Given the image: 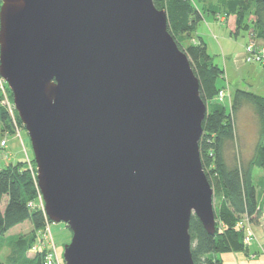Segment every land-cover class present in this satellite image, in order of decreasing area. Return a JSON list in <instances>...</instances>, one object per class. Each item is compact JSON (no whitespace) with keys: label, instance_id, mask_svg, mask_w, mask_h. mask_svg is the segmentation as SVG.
<instances>
[{"label":"water","instance_id":"1","mask_svg":"<svg viewBox=\"0 0 264 264\" xmlns=\"http://www.w3.org/2000/svg\"><path fill=\"white\" fill-rule=\"evenodd\" d=\"M0 74L31 141L66 264H195L215 235L208 108L153 0H1Z\"/></svg>","mask_w":264,"mask_h":264},{"label":"trees","instance_id":"2","mask_svg":"<svg viewBox=\"0 0 264 264\" xmlns=\"http://www.w3.org/2000/svg\"><path fill=\"white\" fill-rule=\"evenodd\" d=\"M153 2L157 9L166 11L169 33L188 56L200 81L201 98L209 106L203 121L200 154L203 169L215 190L214 199L219 201L217 210L215 208L217 231L211 235L197 216L192 217V257L195 264H223L219 254H249L250 247L245 244V230L240 227V223L248 221L253 228L260 225L264 214V204L261 206L258 202L259 189L264 195V176L257 184L253 176L255 167L264 171V145H258L257 153L250 160H245L236 147L234 155L231 151L238 138L236 117L244 105L253 108L259 120L260 138H264V96L238 90L229 110L225 103H219L217 96L224 88L221 82L225 72L214 63L206 43L201 38L196 42L195 32L203 20L201 13L191 0ZM223 2L226 11L221 15L226 18L234 16L236 19L233 36L252 31L254 37L264 41V0ZM0 3L2 5V1ZM9 91L13 99V93ZM17 120L20 129L26 131L18 113ZM14 128L9 114L0 109V142L6 134L14 137ZM28 165L27 161L9 163L0 169V236L30 221L34 235L27 241L29 245L37 241V236L45 228L46 215L39 207L28 206L36 202L38 197L37 185ZM37 264H44L42 251L37 253Z\"/></svg>","mask_w":264,"mask_h":264},{"label":"rangeland","instance_id":"3","mask_svg":"<svg viewBox=\"0 0 264 264\" xmlns=\"http://www.w3.org/2000/svg\"><path fill=\"white\" fill-rule=\"evenodd\" d=\"M212 1L215 2V0ZM215 23L218 28L221 27L222 32L225 33L227 37H230V30L228 29V25L226 22L221 23L218 21ZM203 28L204 26L199 30H202ZM216 35L220 36L219 32H217ZM237 38V41H239L240 43H245L248 40V36L247 34H245L244 31L241 32V35ZM234 40L236 39L234 38ZM240 43L233 42V48L238 49L239 45H242ZM214 62L224 68V58L221 57L220 52H217V55L214 56ZM244 64L245 65L239 69L234 68L233 71L229 73V78L226 79V81H229L231 83L230 90L232 94L234 95L237 90H244L264 96V73L256 69H252V66L246 67L248 64L245 62ZM258 67L262 69L260 65H258ZM225 75L226 74H224V77H226ZM225 104L227 105V109L229 110L230 104L228 103V101H226ZM207 108H209V106ZM236 125L238 138L237 144L234 145V147L232 146L231 148V151L233 152L232 154L234 155L236 147L240 154L244 156L245 160H250L257 153L258 145H264V138H260L259 134V120L255 115L251 105L247 104L242 107L236 117ZM21 133L23 135V140L27 139L24 143V146L26 145L28 150L31 151V158L27 162H30V166L36 172V182L38 184L37 165L36 162L33 161L34 154L32 150L31 141L27 131L21 130ZM2 153L4 152H1V154ZM4 159V156L0 158V164H5L3 168L8 165V162H3ZM253 176L255 179V183L257 184L260 179L263 178L264 171L260 168L255 167L253 170ZM218 203V199L215 198L214 205L216 210L219 205ZM252 229L255 233L256 239L250 246L249 254L246 252L237 253V255L240 257V264L264 263V248L262 246L264 244V228L259 227V225H255ZM51 234L58 248L59 254L64 260V248L66 245L71 244L72 242V231L65 223H51ZM33 235V225L30 221H26L23 224H20L14 229L7 232L4 236H0V264H37V253L39 251L43 252L44 248L42 247L43 244L40 241L41 233L37 236V241L35 243H30L29 245L27 244V241L30 240ZM257 252L261 254L257 257V259H255L251 256V254ZM218 257L222 260H225L224 264H237L231 259L232 256L230 255V253L219 254ZM64 264H66L65 261Z\"/></svg>","mask_w":264,"mask_h":264},{"label":"crops","instance_id":"4","mask_svg":"<svg viewBox=\"0 0 264 264\" xmlns=\"http://www.w3.org/2000/svg\"><path fill=\"white\" fill-rule=\"evenodd\" d=\"M191 2L194 4L196 9L201 13L202 18H203V20L198 25L197 30L195 32L196 42H199V38H201L206 43L208 52L213 58V61H214V56L217 55V52H220L221 57L224 58V68L221 67L219 64H217L218 66L223 68L226 74L225 75L226 77H223V80L221 82L223 86H226V82L227 83L229 82V81H226V79L229 78V73H231L234 68L239 69L242 66H244L245 65L244 62L248 64L246 67L252 66V69H256L264 73V64L261 65L257 63L247 62V53H246V49L248 45L254 43V44H257L258 46L264 47V41L260 38L254 37L252 31L245 32V34H247L248 36V40L245 43L244 42L240 43L239 41H237L238 38L232 35V32H234L236 28L235 17L230 16L226 18L225 16L221 15V13H225L226 11V7L224 5L223 0H215V2L212 0H191ZM0 8H1V3H0ZM218 21L221 23H225V22L227 23L228 29L230 30V37L229 36L227 37L226 34L222 32L221 27L219 28L217 27L215 22H218ZM203 26L204 28L202 30H199ZM206 29L208 32L206 31ZM217 32H219L220 36L216 35ZM240 35L241 33L239 34V36ZM234 38L236 40H234ZM233 42L240 43L242 45L238 44L239 48L234 49L232 46ZM258 65H260L262 69H260ZM228 86H229L230 101L232 105L234 96L238 90L233 95L230 90V87H231L230 82ZM30 152L31 151L28 150L26 145L25 146L22 145L21 142L16 137L11 136L10 141H9V148L7 150L9 157L7 159H4L3 162H8V164L26 162L31 158ZM1 157H3V153L1 154L0 152V158ZM4 166L5 164H0V169H2ZM258 202H259V205L261 206L264 204V195L261 189H259L258 191ZM259 227L264 228V214L261 218ZM262 246L264 248V244ZM262 246H261V249H262ZM260 254L261 253L257 252V253L251 254V256L257 259V257ZM230 255L232 256L231 259L233 261H235L237 264H240V257L237 255V253H230ZM222 261L224 264L225 260H222Z\"/></svg>","mask_w":264,"mask_h":264},{"label":"built area","instance_id":"5","mask_svg":"<svg viewBox=\"0 0 264 264\" xmlns=\"http://www.w3.org/2000/svg\"><path fill=\"white\" fill-rule=\"evenodd\" d=\"M247 53V62L250 63H257V64H264V47L258 46L257 44H250L247 46L246 49ZM10 88L8 86L7 81L1 76L0 74V109L4 110L6 113L9 114L11 117V120L14 124V131L13 134L14 137L19 139L22 145H24L25 140L22 138V133L20 126L18 125L17 120V109L14 104V100L11 97ZM217 100L222 103H226V101L229 102V106H231L230 101V95H229V86L228 83L226 86L219 92V95L217 96ZM10 134H6L5 137L2 138L0 142V148L2 149L1 152L3 153V156L5 159L8 158L9 154L7 153L8 147H9V141H10ZM29 169L33 175V178L36 182V172L34 169L30 166L29 162ZM37 189H38V197L36 202L29 203L30 208L39 207L44 214L45 212V202L43 199V196L41 194V191L38 187V184L36 182ZM240 227L245 230V244L247 246H251L253 241L256 239L255 233L252 229V226L248 221L241 222ZM41 243L43 244V263L44 264H64V260L59 254L58 248L55 244V241L51 234V222L48 216L46 215V225L41 233Z\"/></svg>","mask_w":264,"mask_h":264}]
</instances>
